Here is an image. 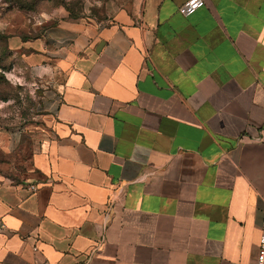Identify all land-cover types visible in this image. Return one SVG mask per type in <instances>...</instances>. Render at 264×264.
<instances>
[{
  "label": "crops",
  "instance_id": "crops-1",
  "mask_svg": "<svg viewBox=\"0 0 264 264\" xmlns=\"http://www.w3.org/2000/svg\"><path fill=\"white\" fill-rule=\"evenodd\" d=\"M184 1L62 16L21 43L50 87L31 175L0 176V264H254L264 0Z\"/></svg>",
  "mask_w": 264,
  "mask_h": 264
},
{
  "label": "rangeland",
  "instance_id": "rangeland-1",
  "mask_svg": "<svg viewBox=\"0 0 264 264\" xmlns=\"http://www.w3.org/2000/svg\"><path fill=\"white\" fill-rule=\"evenodd\" d=\"M126 0H0V176L19 181L31 175L32 131L48 81L23 68L21 43L32 40L62 16L105 19ZM8 150H4L6 146Z\"/></svg>",
  "mask_w": 264,
  "mask_h": 264
},
{
  "label": "built area",
  "instance_id": "built-area-1",
  "mask_svg": "<svg viewBox=\"0 0 264 264\" xmlns=\"http://www.w3.org/2000/svg\"><path fill=\"white\" fill-rule=\"evenodd\" d=\"M201 4H202V0H186L178 7V11L182 14H188L193 12L199 6H201ZM28 188L30 190L35 189L33 185H29ZM32 249L34 250L35 248L33 247ZM33 264H46V263L35 262ZM254 264H264V208H263V217L261 220V225L259 228V234L256 243Z\"/></svg>",
  "mask_w": 264,
  "mask_h": 264
}]
</instances>
